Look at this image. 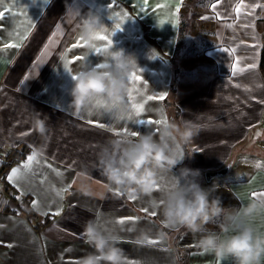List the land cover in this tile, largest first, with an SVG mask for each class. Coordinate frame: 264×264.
<instances>
[{"label": "crops", "instance_id": "1", "mask_svg": "<svg viewBox=\"0 0 264 264\" xmlns=\"http://www.w3.org/2000/svg\"><path fill=\"white\" fill-rule=\"evenodd\" d=\"M181 2L0 0V149L28 150L0 176V264H79L80 257L93 251L83 236L88 221L119 237L124 264H180L177 250L185 249H190L182 253L185 264H233L201 254L195 246L201 234L169 232L160 225L162 194L183 182L179 169L161 172L154 192L129 199L108 189L99 168L101 153L111 151L115 142L147 132L158 138L164 124L147 121L170 122L163 103L175 71L178 114L171 122L196 132L186 145L190 168L203 172L228 165L229 171L234 165L233 173H244L225 179L235 201L232 212L264 198V155L250 149L257 144L264 149V82L258 67L264 0H206V8L198 10L210 11L212 29L201 39V47L209 44L202 52L190 45V13ZM76 10L99 14L107 29L101 34L112 43L96 40L101 51L89 48ZM111 45L124 49L138 65L134 73L140 79L129 80L127 107L106 106L98 97L106 103L93 102L75 115L70 107L73 75L101 64ZM191 53L203 55L207 75L187 89L184 80L192 69L186 68L185 58ZM250 64L256 67L249 70ZM38 119L48 128L46 139L36 131ZM31 155L36 160L25 168ZM184 157L182 147L178 165ZM13 169H19L18 177L9 181ZM2 179L10 183L21 207L36 213L33 220L19 210L2 209L9 203ZM46 216L51 221L35 229V220ZM219 220V226L206 225L205 230L222 234L227 219ZM254 223L264 234V215ZM162 231L167 237H161ZM143 235L147 239L137 243Z\"/></svg>", "mask_w": 264, "mask_h": 264}, {"label": "clouds", "instance_id": "2", "mask_svg": "<svg viewBox=\"0 0 264 264\" xmlns=\"http://www.w3.org/2000/svg\"><path fill=\"white\" fill-rule=\"evenodd\" d=\"M75 15L80 18L78 27L85 43L92 48L93 34L105 26L101 16L92 11L82 14L80 10ZM137 67L124 49L108 47L101 64L73 75L70 107L74 114L87 110L97 97L104 98L109 105L115 101L127 107L129 80ZM35 128L43 139L47 138L44 121L38 119ZM195 134L191 126L169 122L161 128L158 138L147 132L136 139L115 142L111 151L105 149L99 157V168L108 189L122 191L129 199L154 192L159 187L160 173L172 171L181 163L182 147ZM179 174L183 182L164 191L160 200L162 228L169 232L186 229L201 234L195 246L203 255H214L221 261L231 259L233 264H264V234L254 223L256 217L264 215V198L229 213L222 225V234L207 232L205 226L224 213L220 199H210L214 186H201L199 170L181 168ZM160 235L165 238L168 233L162 231ZM83 236L93 251L80 257L79 264H124L118 236L102 232L93 221L84 225ZM146 239L143 235L137 243Z\"/></svg>", "mask_w": 264, "mask_h": 264}, {"label": "rangeland", "instance_id": "3", "mask_svg": "<svg viewBox=\"0 0 264 264\" xmlns=\"http://www.w3.org/2000/svg\"><path fill=\"white\" fill-rule=\"evenodd\" d=\"M196 0H192V3H186L184 6L187 7V9H182L185 12H189L190 10H188V7H194V9H192L193 11V20L194 23L192 25V28L190 26L189 30H190V34H192V36H194L192 42L190 43V45L195 46V49H199L202 52V47H201V39H203L202 37L204 35H206V30H210L212 29L211 26V19H210V14H208L210 11H204V10H197L200 8H206V0H201L200 4L203 6H197ZM183 6V7H184ZM182 8V7H181ZM197 8V9H196ZM192 16V15H191ZM205 33V34H204ZM201 35V37L199 36ZM206 37V36H205ZM189 46V45H188ZM187 46V47H188ZM203 56V55H202ZM202 56L196 54V53H191L189 56H187V58H185V64L186 68L188 70H191V73H188V76L185 77L184 80V85L187 86V89L193 88V86H195V84H197V81L201 78L206 77L207 75V69H206V65L202 66V62L204 61L202 58ZM185 89V90H187ZM174 95H173V100H174ZM175 103V102H174ZM176 104V103H175ZM177 105V104H176ZM205 121V120H204ZM204 129V128H203ZM258 133V130L256 131V135ZM256 143V142H254ZM250 149L253 152H256L257 154H261L264 155V149L261 148L258 144L257 145H252L250 147ZM2 151V149H0ZM24 158V157H23ZM20 160V159H19ZM17 160V161H19ZM233 167L234 165H232L231 169L219 176H216L210 180H206L204 177V172H200V176L198 177V180L202 181V187L204 188H211L214 186V190L212 192V196L210 197V199H214V198H218L221 201V206L225 207V212L221 215V220H226L227 215L229 213L232 212V210L234 208H232L234 206V198L231 196V194H229L228 188H227V180L225 179H229L232 176H239L242 175L244 173H233ZM217 170V169H215ZM212 171V170H210ZM223 180V182H221ZM225 180V181H224ZM232 205V207H231ZM220 217L215 218L213 221H211L208 226H211L210 224H213L212 226L217 227L220 225Z\"/></svg>", "mask_w": 264, "mask_h": 264}, {"label": "trees", "instance_id": "4", "mask_svg": "<svg viewBox=\"0 0 264 264\" xmlns=\"http://www.w3.org/2000/svg\"><path fill=\"white\" fill-rule=\"evenodd\" d=\"M200 1L201 0H196L197 6H200ZM192 3V0H182L181 2V7L182 9H187V7H185L184 5L186 3ZM184 6V7H183ZM195 10L194 7H188V10H190L188 13H190V26L192 28V25L194 23L193 20V10ZM197 9V8H196ZM198 10V9H197ZM192 15V16H191ZM209 46V44L207 42L204 43V47L203 48H207ZM259 71L262 77V80L264 82V42L261 45L260 48V54H259ZM176 80H177V72L173 71L172 73V78L170 81V85H169V90H168V95L165 97L164 99V106L166 108L167 111H169V121H176L177 120V114H178V110H177V106L174 103L173 100V93H174V89L176 86ZM184 148V152H185V157H184V163L182 165H177L176 168L177 169H181V168H190V153L186 147V145L183 146ZM26 148H17L15 146L8 148L7 150H4L2 152H0V176L3 174V172H5L9 166L11 164H13L14 162H16L17 160L23 158L26 156L27 154ZM2 185H3V191H4V196H8L9 197V203H4L2 205V209L10 211V212H16L17 210H19L25 217L26 219L29 220H33V217L36 215V213L29 208L27 205L26 208L21 207V204L16 200V196L14 195L13 191H11L12 186L10 185V183L8 181H5L4 179H2ZM51 221V217L46 216L42 221H36L33 223V226L35 229L39 230L41 229L43 226H45L47 223H49ZM223 224V223H222ZM185 229H181L180 231H183ZM184 252H189L190 249H185L183 250ZM183 251L179 252V250H177V256H178V261L180 262V264H185V256L182 255Z\"/></svg>", "mask_w": 264, "mask_h": 264}, {"label": "snow or ice", "instance_id": "5", "mask_svg": "<svg viewBox=\"0 0 264 264\" xmlns=\"http://www.w3.org/2000/svg\"><path fill=\"white\" fill-rule=\"evenodd\" d=\"M212 7L215 8L216 5L214 4ZM236 11L239 12V11H240V8H237ZM0 16H3V13H2V12H0ZM162 23H163V22H162ZM116 27H117L118 29H120V24H117ZM121 30H122V29H121ZM105 31H107V29L102 28V29L99 30L98 32L94 33V34H93V40H94V41H96V40L107 41L108 44L110 45V44L112 43V41L109 40L108 36L101 34V33L105 32ZM16 46H17V45H8L7 47H16ZM77 46H82V45H77ZM93 48H96V45H95V44L93 45ZM96 51H97V52H100L101 50H100L99 48H96ZM153 58H156V57L154 56ZM237 63H239V62H237ZM66 66H67V61H66ZM247 67H248L249 70H251V69H254V68L256 67V65H255V64H250V65H248ZM244 70H245V69H243V68H239V69H237V68L234 67V71H244ZM130 79L135 81V80H139L140 77L137 76L136 73L133 72L132 75H131V77H130ZM129 95H131V92H129ZM93 102L96 103V104H98V105H99V104H102V103H106V102L100 100L98 97L95 98L91 103H93ZM116 105H117V103H116L115 101H113V102L111 103V105L106 104V106H116ZM142 110H143L142 107H141V108H137V115H138L139 112L142 111ZM139 122H140V123H145V121H139ZM147 123H163L164 126L167 125V121H166V120H164V121H158V122L147 121ZM131 135H136V133L133 132V133H131ZM35 160H36V156H35V155H31V156H29V157H28V163H27L24 167H25V168H29V167L31 166V163H32L33 161H35ZM18 173H19V169H13L12 172H11V174L8 176L9 181H13V180H15V179L18 177ZM262 195H264V194H262ZM34 206H35V205H34ZM145 211H147V209H145ZM45 214H47V213H45ZM55 214H56V215H59V212H57V213H55ZM123 222H124V221L122 220L121 223H123ZM150 242H151V241H150Z\"/></svg>", "mask_w": 264, "mask_h": 264}, {"label": "water", "instance_id": "6", "mask_svg": "<svg viewBox=\"0 0 264 264\" xmlns=\"http://www.w3.org/2000/svg\"><path fill=\"white\" fill-rule=\"evenodd\" d=\"M228 171V165H225L217 170L205 171L204 177L206 180H210L216 176L222 175Z\"/></svg>", "mask_w": 264, "mask_h": 264}, {"label": "built area", "instance_id": "7", "mask_svg": "<svg viewBox=\"0 0 264 264\" xmlns=\"http://www.w3.org/2000/svg\"><path fill=\"white\" fill-rule=\"evenodd\" d=\"M0 152H2V151L0 150Z\"/></svg>", "mask_w": 264, "mask_h": 264}]
</instances>
